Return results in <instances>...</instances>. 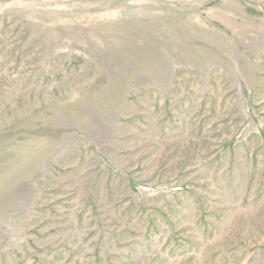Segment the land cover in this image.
Segmentation results:
<instances>
[{"label": "rangeland", "instance_id": "374dc122", "mask_svg": "<svg viewBox=\"0 0 264 264\" xmlns=\"http://www.w3.org/2000/svg\"><path fill=\"white\" fill-rule=\"evenodd\" d=\"M0 264H264V0H0Z\"/></svg>", "mask_w": 264, "mask_h": 264}]
</instances>
